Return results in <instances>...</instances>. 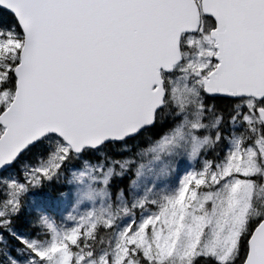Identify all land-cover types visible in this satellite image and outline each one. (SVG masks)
Wrapping results in <instances>:
<instances>
[{
  "label": "snow or ice",
  "instance_id": "1",
  "mask_svg": "<svg viewBox=\"0 0 264 264\" xmlns=\"http://www.w3.org/2000/svg\"><path fill=\"white\" fill-rule=\"evenodd\" d=\"M0 264H264V0H0Z\"/></svg>",
  "mask_w": 264,
  "mask_h": 264
}]
</instances>
